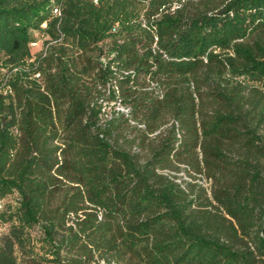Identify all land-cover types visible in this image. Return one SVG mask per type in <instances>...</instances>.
Listing matches in <instances>:
<instances>
[{
    "label": "trees",
    "instance_id": "trees-1",
    "mask_svg": "<svg viewBox=\"0 0 264 264\" xmlns=\"http://www.w3.org/2000/svg\"><path fill=\"white\" fill-rule=\"evenodd\" d=\"M0 66V264H264V0H0Z\"/></svg>",
    "mask_w": 264,
    "mask_h": 264
},
{
    "label": "rangeland",
    "instance_id": "rangeland-1",
    "mask_svg": "<svg viewBox=\"0 0 264 264\" xmlns=\"http://www.w3.org/2000/svg\"><path fill=\"white\" fill-rule=\"evenodd\" d=\"M40 46H41V39H38L31 44V50L32 51L37 50L40 48ZM3 70H4V67L0 66V71H3ZM0 82H1L0 85H2L3 82L2 81ZM11 200H12L11 196H8L7 198L0 200V208L4 202H11ZM6 228H7V224L0 223V236L6 231Z\"/></svg>",
    "mask_w": 264,
    "mask_h": 264
}]
</instances>
